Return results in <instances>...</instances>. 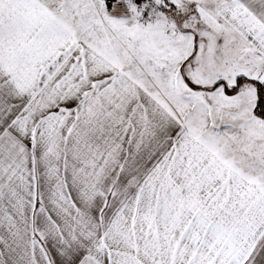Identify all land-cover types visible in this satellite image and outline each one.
Here are the masks:
<instances>
[{"label": "snow or ice", "instance_id": "1", "mask_svg": "<svg viewBox=\"0 0 264 264\" xmlns=\"http://www.w3.org/2000/svg\"><path fill=\"white\" fill-rule=\"evenodd\" d=\"M0 264H264V0H0Z\"/></svg>", "mask_w": 264, "mask_h": 264}]
</instances>
